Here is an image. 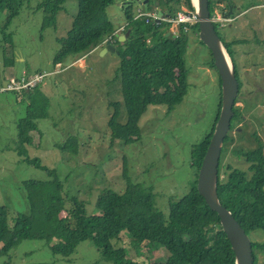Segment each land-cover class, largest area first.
I'll return each mask as SVG.
<instances>
[{"label": "rangeland", "instance_id": "374dc122", "mask_svg": "<svg viewBox=\"0 0 264 264\" xmlns=\"http://www.w3.org/2000/svg\"><path fill=\"white\" fill-rule=\"evenodd\" d=\"M40 1L25 2L4 27L15 54L12 65H4L7 60L3 51L6 54L8 41L3 38L1 26L7 11L0 10V205L6 206L7 218L29 210L23 181L43 180L48 187L52 179L12 151L15 122L25 112V102L20 101L22 91L37 83L50 99L49 116L39 119V131L29 134L33 145L27 149V156L57 170L65 195L76 196L85 202L88 213L96 214L98 193L105 187L124 190L128 173L134 183L152 187L155 207L166 213L168 199L180 198L195 179L188 164V151L209 132L217 111L219 79L217 71L209 65L208 50L197 41L193 29H189L185 56L187 91L182 102L168 114L162 106H149L139 122L140 139L126 145L113 141L108 127L111 102L119 104L120 122H126L128 117L120 81L115 76L120 65L118 53L97 47L54 64L60 47L58 39L71 26L77 0H67L57 14L56 24L46 26L44 11L37 8ZM129 1L113 0L107 7L115 27L125 22L123 5ZM142 1L132 0L134 13ZM223 4L227 15L230 5L226 1ZM231 5L234 19L216 26L225 42L231 43V57L242 82L235 104L242 115L229 133L231 141L223 157L227 156V164L247 169L249 163L234 151L253 150L259 143L264 151V0H231ZM145 7V10L153 8L149 3ZM166 25L172 24L166 22L163 26ZM107 40L109 35L104 41ZM17 76L21 79L17 80ZM71 136L78 141V154L74 156L61 150ZM250 237L264 242L261 230L252 232ZM131 238L129 232L123 231L112 243L116 248H124L126 257L134 264L166 260L168 252L164 248L151 254L145 243L137 253ZM53 245L43 239L21 240L7 255L0 256V264H114L101 257L90 240L79 242L70 257L54 253ZM256 256L257 264H264V250L256 249Z\"/></svg>", "mask_w": 264, "mask_h": 264}, {"label": "trees", "instance_id": "16d2710c", "mask_svg": "<svg viewBox=\"0 0 264 264\" xmlns=\"http://www.w3.org/2000/svg\"><path fill=\"white\" fill-rule=\"evenodd\" d=\"M28 1L0 0V10L7 11L1 26L3 38L8 41L6 54L3 51V58L7 60L4 65L15 64V54L8 34L4 33V27ZM66 1L41 0L38 3L37 8L44 11V26L56 24L57 14ZM221 1L208 0L209 14L213 12V5ZM224 1L232 6L231 0ZM112 3L113 0H77V11L71 26L67 34L58 39L60 47L55 54L54 64L70 56L76 58L95 47H102L104 40L111 35L110 41L116 46L120 57L115 76L120 81L128 117L126 122H120L119 104L111 102L108 127L113 141L132 145L140 139L139 122L149 106H162L165 114H168L182 102L187 91L185 56L189 45L188 30L193 29L197 36V21L188 24V29L180 24L177 34L173 35L168 32L169 25L163 26L165 21L158 24L152 17H134L131 7L133 2H130L123 5L126 15L123 31L130 29V33L125 41H118L114 33L116 27L106 10ZM147 3L153 7L147 8V11L156 8L171 16L182 6L193 10L191 0H147ZM216 24L219 22H214L215 29L232 56L231 43L225 42ZM208 53L209 65L216 70L209 50ZM235 69L241 90L242 82L237 66ZM16 79L20 80L21 76ZM218 79L220 97L209 132L188 151V164L192 166L195 179L180 198L168 199L166 213L155 207L152 187L134 183L128 173L124 190L105 187L98 193L96 214L88 213L85 202L76 196H66L64 183L59 179L57 170L44 166L39 159L27 156V149L33 145V138L29 134L39 131L38 120L49 116L50 99L41 90L39 83L23 90L20 101L25 102V112L15 122L12 151L23 162L44 170L52 179L48 187L43 180L22 182L29 202L27 212L18 211L8 219L6 206L0 205V256L7 255L21 240L43 239L54 243V253L70 257L79 242L90 240L105 260L114 264H134L126 257L124 248H116L112 243V240L119 239L120 233L127 231L132 235L131 242L137 253H140L143 243L151 254L160 248L168 252L166 260L156 264H236L235 252L222 230L218 214L208 208L195 186L198 167L220 112L222 80L219 75ZM233 109L230 132L235 129L242 115L238 105L235 104ZM230 141L231 135H228L223 142L218 163L219 200L232 212L249 236L256 230L264 233V151L260 143L253 150L234 151L249 163V167L232 166L227 164V156L223 157ZM61 150L72 156L77 155V138L69 137L61 145ZM63 211L65 215H61ZM252 247L254 264H257L256 249L263 251L264 242L252 240Z\"/></svg>", "mask_w": 264, "mask_h": 264}, {"label": "water", "instance_id": "95a60500", "mask_svg": "<svg viewBox=\"0 0 264 264\" xmlns=\"http://www.w3.org/2000/svg\"><path fill=\"white\" fill-rule=\"evenodd\" d=\"M129 2H132V0ZM146 3L147 0H143L140 3L144 10ZM192 7L193 12L197 16V38L209 50L213 64L222 80L220 112L197 170L196 191L203 198L208 208L218 214L222 230L228 240H230L235 252L236 264H254L251 237L242 225L238 223L232 212L222 205L217 194L218 163L223 142H225L231 131V122L234 116L233 108L240 91L239 81L232 57L220 34L217 33L214 22L209 17L208 0H195V4H192ZM157 13L167 14L160 10ZM232 13L233 7L231 6L227 15ZM129 33L130 29L122 34H115L118 41H125ZM167 34L166 32L165 35ZM106 50L118 53L110 40L105 42V47L102 49L104 52Z\"/></svg>", "mask_w": 264, "mask_h": 264}, {"label": "built area", "instance_id": "2783aa9c", "mask_svg": "<svg viewBox=\"0 0 264 264\" xmlns=\"http://www.w3.org/2000/svg\"><path fill=\"white\" fill-rule=\"evenodd\" d=\"M214 5H215V9L213 10V12H211V14H209L211 21L219 22V23L223 24L224 21H230V20L234 19V16L226 15V7L222 1L217 2ZM157 11L158 10L146 11V10L142 9L141 6H139L135 12L134 17H140V16L152 17L156 21V23H158V24L161 21L162 22L163 21L169 22L172 25H169L168 32L169 33L173 32L175 34H177V32H178V28H179L180 24H183L184 29H188V26H189L188 24H191V23L197 21V16L193 12V10H188L187 8H181V10L177 11L176 14L173 16H171L169 14H158ZM124 26H122V28H119V29H123ZM109 38L111 39V35H109ZM95 48H97V47H95Z\"/></svg>", "mask_w": 264, "mask_h": 264}, {"label": "crops", "instance_id": "0c3cea01", "mask_svg": "<svg viewBox=\"0 0 264 264\" xmlns=\"http://www.w3.org/2000/svg\"><path fill=\"white\" fill-rule=\"evenodd\" d=\"M232 7L234 8V6H232ZM123 24H125V23H123ZM123 24H120V25L116 26V29H117L116 33L122 34L124 32L122 29H119L120 27L123 26ZM112 45L116 48V46L113 44V42H112ZM104 47H105V44L102 47H100V48H104Z\"/></svg>", "mask_w": 264, "mask_h": 264}, {"label": "bare ground", "instance_id": "6f19581e", "mask_svg": "<svg viewBox=\"0 0 264 264\" xmlns=\"http://www.w3.org/2000/svg\"><path fill=\"white\" fill-rule=\"evenodd\" d=\"M192 4H195V0H192Z\"/></svg>", "mask_w": 264, "mask_h": 264}, {"label": "clouds", "instance_id": "9594fccd", "mask_svg": "<svg viewBox=\"0 0 264 264\" xmlns=\"http://www.w3.org/2000/svg\"><path fill=\"white\" fill-rule=\"evenodd\" d=\"M231 7V6H230ZM105 44V43H104Z\"/></svg>", "mask_w": 264, "mask_h": 264}]
</instances>
